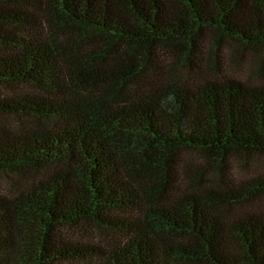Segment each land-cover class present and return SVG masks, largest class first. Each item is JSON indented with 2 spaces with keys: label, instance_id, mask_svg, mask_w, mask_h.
<instances>
[{
  "label": "trees",
  "instance_id": "16d2710c",
  "mask_svg": "<svg viewBox=\"0 0 264 264\" xmlns=\"http://www.w3.org/2000/svg\"><path fill=\"white\" fill-rule=\"evenodd\" d=\"M222 39L264 50V0H0V118L35 122L0 123V264H264V172L230 168L264 81Z\"/></svg>",
  "mask_w": 264,
  "mask_h": 264
},
{
  "label": "rangeland",
  "instance_id": "374dc122",
  "mask_svg": "<svg viewBox=\"0 0 264 264\" xmlns=\"http://www.w3.org/2000/svg\"><path fill=\"white\" fill-rule=\"evenodd\" d=\"M207 48L208 43L206 44V50ZM211 48H214V46H211ZM1 50L3 49L0 44V51ZM213 51L215 52L213 54L215 60L212 61L215 62L213 67L214 70H217L218 67L222 72L249 84H256L264 81L263 47H255L234 40L222 39ZM0 123L10 130H20L35 125L33 120L25 117H1ZM183 153L185 158L190 162L197 163L200 161L198 154L194 151H183ZM230 168L232 175L235 177H247L263 173L264 156L251 155L241 160L238 159L231 163ZM11 182L12 179L10 180L9 176L0 174V192L8 194L11 191ZM243 208L264 212V193L245 203ZM86 234L91 236V240L93 241L102 237L101 233L97 230Z\"/></svg>",
  "mask_w": 264,
  "mask_h": 264
}]
</instances>
